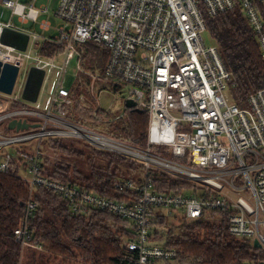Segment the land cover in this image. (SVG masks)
<instances>
[{"label":"built area","instance_id":"1","mask_svg":"<svg viewBox=\"0 0 264 264\" xmlns=\"http://www.w3.org/2000/svg\"><path fill=\"white\" fill-rule=\"evenodd\" d=\"M50 2L0 0V7L9 12L8 18L0 13V61L19 68L13 93L0 92V173L17 174L29 185L25 217L15 232L22 248L44 250L32 241L29 228L38 207L32 195L41 186L66 199L75 216L94 208L130 220L136 237L125 240L123 246L136 253L134 264H156L177 255L176 250L155 241L153 207L163 208L165 216L179 211L190 222L211 210L230 212L229 233L258 240L264 251V88L249 97L248 108L234 104L229 95L232 73L218 48L208 46L204 39L206 16L225 13L239 3L264 58V21L258 10L264 0H60L54 15ZM52 17L62 24L54 28ZM10 33L28 37L25 50L10 43ZM90 42L103 45L109 53L102 74L83 66L84 48ZM48 47H52L51 56L43 54ZM72 61H77L76 78L67 88ZM32 69L45 71V78L47 70L56 71L45 110L39 101L23 99ZM98 84L128 87V98L115 110L119 92L112 93L110 85L98 89ZM75 93L95 117L102 111H117L110 120L123 119L127 101L135 102V108L149 115L148 147L136 148L68 117L66 110L73 106ZM107 93L111 102L105 108L103 95ZM14 121L39 127L10 130ZM47 139L82 141L141 163V184L116 185L138 191L139 198L130 206L42 176V142ZM155 146L165 148L171 157L154 152ZM154 171L194 185L200 197L156 194ZM244 264H264V258Z\"/></svg>","mask_w":264,"mask_h":264},{"label":"trees","instance_id":"2","mask_svg":"<svg viewBox=\"0 0 264 264\" xmlns=\"http://www.w3.org/2000/svg\"><path fill=\"white\" fill-rule=\"evenodd\" d=\"M258 10L264 21V3H258ZM206 25L209 40L214 42L226 69L232 73L230 99L245 109L249 97L264 88V58L258 37L239 3L225 13L206 16ZM52 51L48 47L43 54L51 56ZM88 56L91 60L87 68L102 74L109 56L107 49L90 42L85 46L84 57ZM66 112L76 122L129 141L136 148L148 147L147 112L133 107L126 109L123 119L110 120L117 111H102L95 117L75 97L73 106ZM42 148L45 153L42 176L69 182L83 191L130 206L139 198L138 191L118 189L116 185L128 181L141 184L144 176L141 163L76 140L47 139L42 142ZM152 149L171 157L160 147ZM151 178L156 194L200 197L192 184L157 171L151 173ZM30 196L29 185L17 174L0 173V264H23L24 259L25 264H134L136 253L123 246L125 240L136 237L130 220L94 208L75 216L66 199L41 186L32 195L38 207L29 219V228L32 241H37L44 250L23 249L16 241L15 232L23 223ZM151 211L155 241L177 251L173 260L156 264H244L264 258V251L255 249L252 239L236 238L229 233L230 212L211 210L200 220L190 222L179 211L171 216H165L163 208L153 207Z\"/></svg>","mask_w":264,"mask_h":264},{"label":"water","instance_id":"3","mask_svg":"<svg viewBox=\"0 0 264 264\" xmlns=\"http://www.w3.org/2000/svg\"><path fill=\"white\" fill-rule=\"evenodd\" d=\"M12 39L10 40L11 44L17 45L19 49L25 50L28 43V37L18 33H10ZM19 73V68L11 64H3L0 61V92L6 95H11L13 93L17 77ZM45 79V71L32 69L25 91L23 93V99L31 102L37 103ZM127 108H133L136 106L135 102L128 100L126 103ZM38 128V125H29L26 122H12L9 125L10 130H27L29 128ZM253 246L255 249H262V245L258 240H254Z\"/></svg>","mask_w":264,"mask_h":264},{"label":"rangeland","instance_id":"4","mask_svg":"<svg viewBox=\"0 0 264 264\" xmlns=\"http://www.w3.org/2000/svg\"><path fill=\"white\" fill-rule=\"evenodd\" d=\"M29 0H21L22 3H25V2H28ZM59 3H60V0H51L50 2V9H51V14L54 15V13L56 12V10L58 9V6H59ZM1 12H5L6 14V18L9 17V12L6 11L5 7H0V13ZM52 24H53V27L55 28L56 26H60L62 23L53 18L52 17ZM25 27H31L33 28V26H25ZM35 31L36 32H40L39 28L36 27L35 28ZM53 34H55L56 32L52 31ZM204 39H205V42L208 46H213L214 45V42L209 40V36L207 34V32L204 34ZM85 49V48H84ZM90 56L86 57L84 59V62H83V66L85 68L86 71H89V72H95V73H99L98 71L96 70H90L89 68H87V65L90 63ZM76 65H77V61H72L69 65V69H68V72H67V75H66V87L67 88H70L72 85H73V82L75 80V74H76ZM100 74V73H99ZM56 80V71H48L46 72V78H45V81H44V86L42 88V93H41V96H40V104L42 106V109L41 110H45L48 105H49V101H50V97L53 93V89H54V82ZM101 85L98 84V89H101ZM112 93L113 92H119L118 94V99L115 103V107L114 109L115 110H118L120 108V106L122 105V102L124 101V99H127L128 98V95H129V88L128 87H119V86H112ZM109 95L110 94H105L104 95V106L105 108L109 107L110 106V102H111V98H109ZM75 98H77V93L75 94ZM78 99V98H77ZM249 107V104H247L246 107L244 108H248ZM161 149H164L165 151V148H161ZM11 153H14L13 150L11 149H8ZM162 150V152H164ZM164 154V153H162ZM26 177H29V175H24ZM249 193V191H247V194ZM251 205H253L252 201H248ZM26 260L24 259L23 260V264H25Z\"/></svg>","mask_w":264,"mask_h":264},{"label":"crops","instance_id":"5","mask_svg":"<svg viewBox=\"0 0 264 264\" xmlns=\"http://www.w3.org/2000/svg\"><path fill=\"white\" fill-rule=\"evenodd\" d=\"M113 86L112 84H103V85H101V86ZM42 88H43V86H42ZM41 93H42V89H41ZM41 93H40V96H41ZM105 95V94H104ZM104 95H103V101H104ZM40 96H39V100H40ZM38 100V101H39ZM105 107V106H104ZM108 108V107H107Z\"/></svg>","mask_w":264,"mask_h":264}]
</instances>
